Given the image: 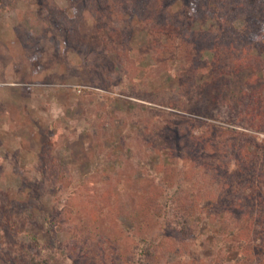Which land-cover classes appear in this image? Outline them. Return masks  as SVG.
Returning <instances> with one entry per match:
<instances>
[{
	"label": "rangeland",
	"instance_id": "obj_1",
	"mask_svg": "<svg viewBox=\"0 0 264 264\" xmlns=\"http://www.w3.org/2000/svg\"><path fill=\"white\" fill-rule=\"evenodd\" d=\"M119 3L17 0L13 7H2L0 0V264H35L45 256L50 264H130L126 258L134 242L118 222L131 227L125 211L130 210V217L144 215L146 207L139 206L155 200L160 180L178 174L164 149L168 142L162 144L154 133L171 135L170 143L176 141L180 148L186 137L184 119L195 115L137 94L147 90L182 104L185 95L175 77L187 75L186 62L169 60L166 68L148 76L155 45L148 29ZM179 6L177 2L174 8ZM190 9L197 11L191 28L216 29L209 12L192 0ZM57 17L64 23L58 26ZM57 30L66 33L68 47ZM201 56L199 72L192 75L197 83L210 70V53ZM147 106L181 113L183 120L174 124L177 119L163 113L164 121L155 122L158 132L150 131ZM198 119L216 122L221 117ZM166 123L170 128L164 131ZM144 129L146 135L137 137ZM124 132L130 136L120 140ZM256 136L264 140L263 132ZM259 152L250 174L264 173V146ZM234 156L236 151L222 148L206 163H194L187 171L191 177L184 174L191 195L205 194L200 205L205 213L200 220L197 214L189 218L188 232L178 235L171 222L163 230L161 224L141 229L154 235L155 244H163L162 250L156 248L159 261L153 264H264L260 235L255 237L258 229L264 236V218L258 215L249 229L245 211L250 202L244 194L222 197L216 206L208 199L225 188L223 174L226 167L234 169ZM191 178H201V188ZM150 184L155 189L135 206L140 200L136 194ZM212 186L213 192L206 193ZM241 224L249 230L245 238L237 233Z\"/></svg>",
	"mask_w": 264,
	"mask_h": 264
},
{
	"label": "trees",
	"instance_id": "obj_2",
	"mask_svg": "<svg viewBox=\"0 0 264 264\" xmlns=\"http://www.w3.org/2000/svg\"><path fill=\"white\" fill-rule=\"evenodd\" d=\"M15 1L17 0H14V3ZM30 1L37 2L39 0ZM118 1L143 28L148 29L147 33L151 37L149 39L152 40L151 45H155V48H152L154 62L148 69V76H152L162 67L166 68L167 62L172 59L181 58L187 66V75L175 77L179 92L185 95L182 104L164 101L158 98L155 93L147 90L137 94L139 95L137 97L160 106L171 107L175 110L177 108L182 112H190V115H195L194 117L187 116L184 119L183 126L185 128L183 131L186 137L180 148L179 144H176L178 142L170 143L173 141L169 139L171 135L154 133L162 144L168 142L164 149H168V155L172 156L174 160L172 165L177 166L178 174L163 177L160 180L155 200L153 199L152 203L150 201L139 206L146 207L143 208L144 215L130 217V210L125 211L130 218L131 227L118 222L119 228L125 230L134 242L127 255V262L134 264V259L137 258L136 264H153L159 261L156 248L159 250L161 247L162 250L163 244H155L153 242L154 235L148 236L146 230L141 231V229L144 226H150L149 230H152L155 228L153 224H161L159 230H163L165 223L171 222V228H178V235L188 232L189 218L197 214L196 218L200 220L205 213V208L200 207L205 194L199 195L198 191L195 195H191L188 191L189 181L184 180V174L191 177L192 173L187 171L194 163L198 161L206 163L212 154L220 153L222 148L223 152L226 150L237 152V156H234L235 160H233L234 169L226 167L223 174L225 188L221 194L209 195L208 199L210 202L213 201L216 206L225 196L235 197L242 193L244 198L250 202L245 211L246 218H249L247 224L249 229L254 218L256 219L258 215L264 218V193L261 190V188L264 189V173L259 172V175H255L249 172L260 160L259 151L264 146V140L258 141L256 138L257 133H264V0H192L198 4L199 8L209 12L215 23V30L201 29L199 32L191 28V20L195 13L197 14L195 9L193 11L190 9L191 0ZM1 2L2 7H5L6 4L8 7L14 6L10 0H1ZM177 2H180V6L175 9ZM121 6L120 9L123 10ZM45 11L47 13L46 20L48 19L47 8ZM122 15L124 14H118V18H122ZM33 17L39 20L37 14H33ZM56 20L58 26L64 23L59 21L58 17ZM47 22L50 27L55 28L54 23H50L49 20ZM30 29L33 27L31 26ZM58 34L62 39L60 41L68 47L65 39L66 33L58 32ZM206 51L210 53V70L197 83L198 79L192 78V75L198 74L200 56ZM228 75H231L233 81ZM175 95L177 97L178 93ZM177 101L181 103L182 100ZM144 111L150 115L146 121L151 124L150 131L153 132L157 131L155 122L157 120L163 122L165 115L172 116V118L174 116L177 119L174 124H180V121L183 120L181 113L172 115L163 108L147 106ZM133 117L134 115L129 114V119ZM198 117H221V119L216 120L218 122L216 123L199 120ZM166 125L168 126L164 131L170 128L169 123ZM177 129L175 128L176 132ZM146 133V129L140 130L136 136L144 137ZM121 135L120 140H123V136H130L126 132ZM174 137L180 138L178 134L176 136L174 134ZM230 161L229 158L227 165L230 164ZM168 174L170 171L167 172ZM63 175H66L68 184L71 183L69 175ZM201 178L194 181L191 178L198 189L203 185ZM67 188L66 183L61 186V190L65 191ZM152 189L155 188L150 184L137 193L136 198H140V200L135 203V206L140 205L143 200L142 196L151 192ZM212 189L213 186L208 188L206 193L213 192ZM67 192L69 193V191ZM108 192L111 193V190ZM205 207L207 210L208 207ZM135 210L137 207L132 210L133 214L136 213ZM119 211L116 210L117 213ZM244 225L241 224L237 229V233L243 238L246 233L249 234V230L243 229ZM251 229L253 231V227ZM161 232L158 231L156 237ZM256 232L255 237L260 235L259 239L262 241L259 250L264 255V236L261 230L258 229ZM249 239L254 238L248 236ZM136 246L140 247L137 251H135ZM49 255L53 257L52 254ZM64 261H66V256L62 259L63 263ZM221 262L214 260L211 264H222ZM35 264H50V260L45 256L37 259Z\"/></svg>",
	"mask_w": 264,
	"mask_h": 264
}]
</instances>
